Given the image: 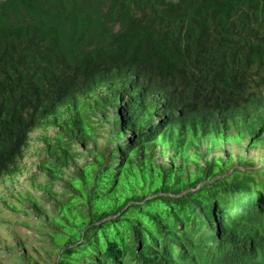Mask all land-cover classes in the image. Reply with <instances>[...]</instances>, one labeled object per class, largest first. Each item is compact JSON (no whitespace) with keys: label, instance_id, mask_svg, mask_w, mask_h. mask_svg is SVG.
Returning a JSON list of instances; mask_svg holds the SVG:
<instances>
[{"label":"trees","instance_id":"16d2710c","mask_svg":"<svg viewBox=\"0 0 264 264\" xmlns=\"http://www.w3.org/2000/svg\"><path fill=\"white\" fill-rule=\"evenodd\" d=\"M244 139L264 144V0H0V177L39 190L16 195L38 218L17 264H264Z\"/></svg>","mask_w":264,"mask_h":264},{"label":"rangeland","instance_id":"374dc122","mask_svg":"<svg viewBox=\"0 0 264 264\" xmlns=\"http://www.w3.org/2000/svg\"><path fill=\"white\" fill-rule=\"evenodd\" d=\"M41 130L37 129L32 133V138L37 139V136L40 134ZM235 130H231V134H233ZM48 134H53L52 130H48ZM247 139H244L240 144L234 143L231 141L228 145V149L231 150L234 154L239 152H244L247 155V158H253L256 163L260 162L261 158H264V144H259L258 146H254L255 148H246ZM213 154H224L221 148H216L208 157ZM226 154V153H225ZM160 156V155H159ZM161 157V156H160ZM166 159V158H164ZM28 167H35L38 162V155L35 146H31L25 153V156L22 160ZM29 172H23L20 175L15 176H6L0 177V264H17V262L12 258L17 252L18 249H22V246L17 242L26 240V246L34 245L36 242H33L34 237L36 238V230L37 226H33L31 230L24 226V222L29 224H34L38 221V218L34 220V216L29 213H25L24 210L18 211V206L21 205L23 209L26 205H22L17 202V194L27 193L28 191H32L35 194L39 192V190L33 186L31 178H29ZM59 186L56 185V189ZM42 204L46 207H50V199L47 197H43ZM9 203V204H8ZM16 203V205L10 204ZM16 207V210H12L11 207ZM25 209H29L28 207ZM31 217L29 220L25 221V219ZM40 221V218H39ZM31 242L33 244H31Z\"/></svg>","mask_w":264,"mask_h":264},{"label":"bare ground","instance_id":"6f19581e","mask_svg":"<svg viewBox=\"0 0 264 264\" xmlns=\"http://www.w3.org/2000/svg\"><path fill=\"white\" fill-rule=\"evenodd\" d=\"M204 112V111H203ZM204 114V113H203ZM263 143V142H262Z\"/></svg>","mask_w":264,"mask_h":264}]
</instances>
